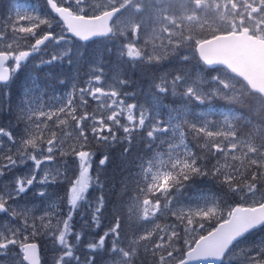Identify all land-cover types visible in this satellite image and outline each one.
<instances>
[{
  "label": "snow or ice",
  "instance_id": "obj_1",
  "mask_svg": "<svg viewBox=\"0 0 264 264\" xmlns=\"http://www.w3.org/2000/svg\"><path fill=\"white\" fill-rule=\"evenodd\" d=\"M0 264H264V0H0Z\"/></svg>",
  "mask_w": 264,
  "mask_h": 264
}]
</instances>
